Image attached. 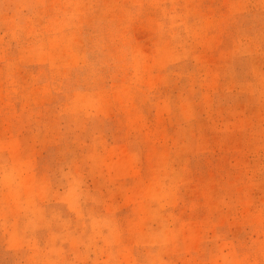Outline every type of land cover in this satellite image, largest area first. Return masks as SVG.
I'll return each instance as SVG.
<instances>
[{
	"label": "rangeland",
	"instance_id": "374dc122",
	"mask_svg": "<svg viewBox=\"0 0 264 264\" xmlns=\"http://www.w3.org/2000/svg\"><path fill=\"white\" fill-rule=\"evenodd\" d=\"M0 264H264V0H0Z\"/></svg>",
	"mask_w": 264,
	"mask_h": 264
}]
</instances>
